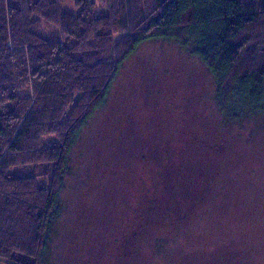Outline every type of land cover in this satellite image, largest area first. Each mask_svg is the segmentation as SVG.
I'll use <instances>...</instances> for the list:
<instances>
[{
  "label": "rangeland",
  "instance_id": "374dc122",
  "mask_svg": "<svg viewBox=\"0 0 264 264\" xmlns=\"http://www.w3.org/2000/svg\"><path fill=\"white\" fill-rule=\"evenodd\" d=\"M58 1L65 12L81 10L78 0ZM96 5L98 15L109 12L108 0ZM38 32L66 43L53 23ZM130 36L114 35L108 66ZM68 40L80 56L98 53ZM120 71L74 150L52 264H264V127L226 122L214 78L174 43L146 42Z\"/></svg>",
  "mask_w": 264,
  "mask_h": 264
},
{
  "label": "trees",
  "instance_id": "16d2710c",
  "mask_svg": "<svg viewBox=\"0 0 264 264\" xmlns=\"http://www.w3.org/2000/svg\"><path fill=\"white\" fill-rule=\"evenodd\" d=\"M108 1L109 12L98 15L96 0H78L81 10L74 15L58 0H0V106L16 102L14 111L0 112L5 264H52L74 150L109 102L125 61L146 42H171L198 57L214 78L226 122L264 127V0ZM42 21L58 25L67 40L93 44L98 53L80 56L83 51L68 46L69 40L44 38ZM123 31L130 39L108 66L103 55L113 54L114 35ZM49 136L58 144L46 146ZM40 177L50 182L41 184ZM133 236L126 234L123 246Z\"/></svg>",
  "mask_w": 264,
  "mask_h": 264
}]
</instances>
